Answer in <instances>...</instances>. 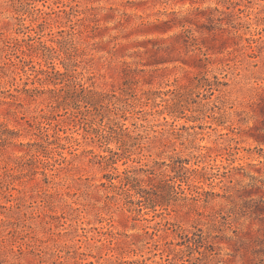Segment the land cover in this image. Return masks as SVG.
Instances as JSON below:
<instances>
[{
  "label": "rangeland",
  "instance_id": "374dc122",
  "mask_svg": "<svg viewBox=\"0 0 264 264\" xmlns=\"http://www.w3.org/2000/svg\"><path fill=\"white\" fill-rule=\"evenodd\" d=\"M0 264H264V0H0Z\"/></svg>",
  "mask_w": 264,
  "mask_h": 264
}]
</instances>
